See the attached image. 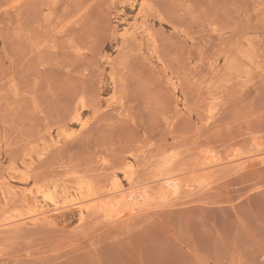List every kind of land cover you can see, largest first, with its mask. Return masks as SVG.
<instances>
[{
  "label": "rangeland",
  "instance_id": "374dc122",
  "mask_svg": "<svg viewBox=\"0 0 264 264\" xmlns=\"http://www.w3.org/2000/svg\"><path fill=\"white\" fill-rule=\"evenodd\" d=\"M0 264H264V0H0Z\"/></svg>",
  "mask_w": 264,
  "mask_h": 264
},
{
  "label": "bare ground",
  "instance_id": "6f19581e",
  "mask_svg": "<svg viewBox=\"0 0 264 264\" xmlns=\"http://www.w3.org/2000/svg\"><path fill=\"white\" fill-rule=\"evenodd\" d=\"M87 91V90H86ZM79 93V92H78ZM82 94V93H81ZM86 96V95H85ZM73 97V96H72ZM93 100H95L94 98H93ZM70 102H71V100H70ZM95 102V101H94ZM73 105H74V103H73ZM75 107V106H74ZM76 108V107H75ZM77 110V109H76ZM75 111V110H74ZM69 118V117H68ZM75 121L79 124V125H81V127L82 128H85V127H87L88 126V124H89V121L85 118V115H84V113H83V111H80V110H77L76 111V113H75ZM156 154V153H155ZM156 160V159H155ZM159 162V161H158ZM120 164V163H119ZM118 167V166H117ZM112 175V174H111ZM118 187V186H117ZM112 190V189H111ZM119 191V190H118ZM114 192V191H113ZM107 193V192H106ZM116 194V193H115ZM26 199V198H25ZM95 199V198H94ZM83 228V227H82Z\"/></svg>",
  "mask_w": 264,
  "mask_h": 264
}]
</instances>
